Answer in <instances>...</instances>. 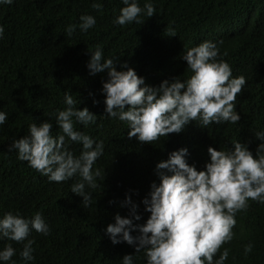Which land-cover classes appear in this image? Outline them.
Instances as JSON below:
<instances>
[{
	"label": "trees",
	"instance_id": "trees-1",
	"mask_svg": "<svg viewBox=\"0 0 264 264\" xmlns=\"http://www.w3.org/2000/svg\"><path fill=\"white\" fill-rule=\"evenodd\" d=\"M95 2L101 3L99 10L92 7ZM145 2L137 0L142 9ZM151 3L153 16L142 12L141 23L123 26L113 22L124 6L121 0H14L11 5H0V25L5 29L0 37V107L7 113L4 125H0V217L11 212L31 218L39 212L50 229L47 236L30 233L34 259L28 264H121L125 254L134 255V264H146L143 250L135 253L127 243L112 244L104 229L114 223L115 214L131 218V205H123L126 195L137 205L141 217L133 223L146 221L150 213L144 211L141 201L153 182L159 184L154 171L157 162L166 160L171 151L186 148V162L199 171L208 161V156L206 160L196 148L203 140L206 147L213 145L225 151L239 141L255 157L260 141L254 134L264 131V0ZM82 15H92L96 20L86 32L79 29ZM70 24L77 26L72 36L65 31ZM204 41L216 44L218 60L230 65L232 78H245L234 102L240 120L207 127L190 121L180 133L140 146L135 156L136 172H132L128 155L114 149L120 143L112 138V125H120L105 115L100 91L107 70L89 74L86 64L91 52L99 47L103 58L116 61L117 70L126 63L145 84L158 86L174 77L186 79L190 72L181 57ZM65 92L77 101L78 109L87 107L98 119L91 126L82 125L80 132L95 141L105 138L103 150L109 152L93 165V169L101 170V176L95 188L85 186L92 197L88 207L70 191L78 176L50 182L26 161L17 159L15 151H8L12 141L22 137L29 120H43L66 107ZM19 106V113L11 119ZM104 119L108 123L95 130ZM129 144L138 148L137 143ZM67 146L79 155L80 144L68 141ZM247 203L246 209L235 214L232 240L222 244L214 257L228 248L224 264H264V202L249 199ZM249 242L253 248L245 256L243 248ZM6 244L15 250L11 260L24 264L19 256L23 244L0 239V249Z\"/></svg>",
	"mask_w": 264,
	"mask_h": 264
},
{
	"label": "clouds",
	"instance_id": "clouds-1",
	"mask_svg": "<svg viewBox=\"0 0 264 264\" xmlns=\"http://www.w3.org/2000/svg\"><path fill=\"white\" fill-rule=\"evenodd\" d=\"M13 2L0 0V5ZM121 3L124 6L113 21L121 26L139 24L142 12L147 17L155 12L151 0H146L143 9L137 0H121ZM92 7L99 10L102 5L95 2ZM79 19L81 32L96 23L92 15H82ZM76 27L68 25L67 35L72 36ZM4 31V26L0 25V37ZM181 58L190 75L184 80L175 77L163 80L158 86L145 84L144 78L126 63H121V70H117L116 61L103 58L99 47L91 52L87 61L90 75L107 70V80L100 89L104 96V113L120 125H112V138L120 143L114 149L128 155L127 163L134 173L140 146L150 145L170 133H180L190 121H199L207 127L212 123L240 120L234 102L245 78H232L230 65L218 60L216 44L204 41L189 48ZM63 103L66 105L63 110L37 122L29 120L22 137L13 140L8 151H15L17 159L26 161L50 182L59 183L78 176L70 191L80 196L83 206L88 207L92 197L85 186H97L101 170L93 169V165L100 156H109V152L103 150L106 139L95 141L80 132L82 125L91 126L98 120L87 107L78 109L77 101L68 92L64 94ZM19 111L20 106L10 118ZM6 119L7 113L0 107V125L3 126ZM105 123H108L106 119L100 121L95 130ZM254 135L260 141L255 157L247 145L239 141L227 151L217 146L216 150L213 145L206 147V140L201 141L196 148L206 160L208 156V161L200 165L199 171L186 162V148L171 151L166 160L155 164L159 184L153 182L141 201L144 211L150 215L143 224H134L133 220L141 217L136 212L137 205L126 195L123 205H131V218L114 215V223L104 229L111 243H127L134 247L135 253L143 250L146 264H224L229 256L228 248H224L218 258L214 257L221 245L233 238L235 214L247 208L249 199L264 202V131ZM68 141L81 145L79 155L69 150ZM132 142L137 143L138 148L129 144ZM201 159L204 162V157ZM32 231L45 236L50 232L39 212L31 218L11 212L0 217V239L23 244L19 256L24 264L34 259V241L28 238ZM134 231L138 234H130ZM252 248L251 242L244 245V255ZM14 254L11 244H6L0 249V264H15L11 260ZM121 264H134V255H123Z\"/></svg>",
	"mask_w": 264,
	"mask_h": 264
}]
</instances>
